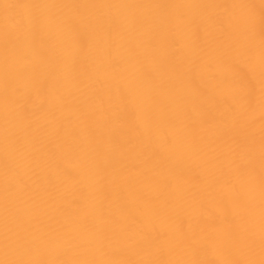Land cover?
I'll return each instance as SVG.
<instances>
[{"label":"bare ground","instance_id":"6f19581e","mask_svg":"<svg viewBox=\"0 0 264 264\" xmlns=\"http://www.w3.org/2000/svg\"><path fill=\"white\" fill-rule=\"evenodd\" d=\"M0 264H264V0H0Z\"/></svg>","mask_w":264,"mask_h":264}]
</instances>
